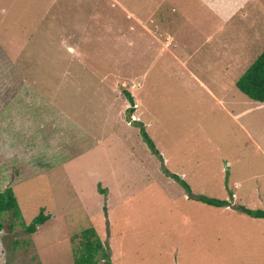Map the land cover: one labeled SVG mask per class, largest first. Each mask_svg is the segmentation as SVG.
<instances>
[{"label":"rangeland","instance_id":"1","mask_svg":"<svg viewBox=\"0 0 264 264\" xmlns=\"http://www.w3.org/2000/svg\"><path fill=\"white\" fill-rule=\"evenodd\" d=\"M123 1L0 0V193L14 188L27 226L50 216L32 236L5 214L0 264H74L87 229L113 264H264V219L239 210L264 211V110L248 135L191 76L222 60L203 46L206 7L168 14L180 39L160 55L155 31L122 11L147 18L185 0ZM243 74L220 75L216 95L253 102Z\"/></svg>","mask_w":264,"mask_h":264},{"label":"crops","instance_id":"2","mask_svg":"<svg viewBox=\"0 0 264 264\" xmlns=\"http://www.w3.org/2000/svg\"><path fill=\"white\" fill-rule=\"evenodd\" d=\"M112 1H116L117 6L120 8L121 6L125 7L123 0ZM192 1L196 2L200 7H206L205 13L209 16L208 19H210V23L205 24L203 28L210 33L207 35L206 42L208 40L211 42H207L203 46H212L211 50L215 57L222 60L218 64L219 69L217 72L212 69V63L211 68H207L202 66L199 60L196 64L197 67L193 66L196 71H191V76L197 79L218 100V103L223 102V106L221 107L228 113V118L250 135L248 128L251 124L255 125L256 123L255 120L251 119L252 114L264 110V103H247L242 97L236 100L235 97L229 99L227 95L219 98L216 95L218 92L216 89L219 85L220 75L221 77L225 76L228 81L230 79L233 81L236 75L239 76L246 72L254 64V59L256 58L255 60H257V56L264 52V0ZM144 2L150 4L152 0H144ZM187 3L188 0H185L183 4L173 2L169 6L170 10L163 12L160 10L161 8L159 10L158 7L154 8L147 18L141 14H134L132 12L127 14L122 11V13L127 15L128 18L132 17L138 27L147 31L150 35L152 34L151 31H155L156 35L152 34V37L161 44L159 52L161 55L163 52L165 54L175 52L173 48L180 39L178 34L181 33L175 29L178 22L175 19L172 21L171 19L167 20L166 17H168L169 13H175L178 9L181 10V7H186ZM170 31H175L176 33L169 34ZM188 43H183L184 47L181 51L186 50ZM211 43L214 45H211ZM176 49L180 51L179 47H176ZM244 62L247 63L244 64ZM236 101L245 104L243 109L238 113L235 111V108L239 107L235 103ZM230 102L236 105L230 104Z\"/></svg>","mask_w":264,"mask_h":264},{"label":"trees","instance_id":"3","mask_svg":"<svg viewBox=\"0 0 264 264\" xmlns=\"http://www.w3.org/2000/svg\"><path fill=\"white\" fill-rule=\"evenodd\" d=\"M237 88L241 93H243L247 98L256 103H264V52L257 58L254 64L244 73V75L237 81ZM129 99L133 102V98L130 93H127ZM133 114L134 109L130 110ZM142 130V135L146 143L152 149L154 154L160 155L157 151L156 146L149 135L147 130L142 127V124H138ZM168 173V172H166ZM168 176L173 180L181 184L184 189L191 193V188L187 185L185 181H181L179 176L173 174ZM104 194L107 193L106 190L101 189ZM199 202L208 204L210 206L222 208L229 207L228 201H219L206 197L195 198ZM239 210L248 216L256 219H264V211H253L247 209L246 207L239 206ZM12 214L14 219L20 223L22 227L27 231L29 235H35L39 227L44 225L50 220V216L45 213L44 210L33 220V222L27 226L23 222V216L21 209L19 207V201L15 195L14 188L9 187L5 191L0 193V231L4 230L3 216L5 214ZM73 252H74V264H98L101 261H106L105 264H113L111 261V254L105 244L102 242L96 229L84 230L79 235L73 237ZM21 243L16 241L14 247L20 249ZM30 243H27L22 248H28ZM35 261V258L32 259ZM39 264H42L41 262Z\"/></svg>","mask_w":264,"mask_h":264},{"label":"water","instance_id":"4","mask_svg":"<svg viewBox=\"0 0 264 264\" xmlns=\"http://www.w3.org/2000/svg\"><path fill=\"white\" fill-rule=\"evenodd\" d=\"M132 105H133V103H132ZM130 118H131V114H130ZM132 119V118H131Z\"/></svg>","mask_w":264,"mask_h":264}]
</instances>
